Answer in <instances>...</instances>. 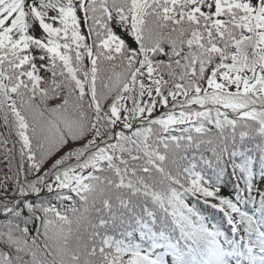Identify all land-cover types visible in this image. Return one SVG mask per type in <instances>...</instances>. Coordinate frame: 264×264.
I'll list each match as a JSON object with an SVG mask.
<instances>
[{"label":"snow or ice","instance_id":"obj_1","mask_svg":"<svg viewBox=\"0 0 264 264\" xmlns=\"http://www.w3.org/2000/svg\"><path fill=\"white\" fill-rule=\"evenodd\" d=\"M0 164V264H264V0H0Z\"/></svg>","mask_w":264,"mask_h":264},{"label":"trees","instance_id":"obj_2","mask_svg":"<svg viewBox=\"0 0 264 264\" xmlns=\"http://www.w3.org/2000/svg\"><path fill=\"white\" fill-rule=\"evenodd\" d=\"M249 146L253 147V145H249ZM3 167H4V165L0 164V168H3ZM231 190H232L231 188L225 189L224 190L225 194H227L228 192L230 193ZM249 207H251V206L249 205ZM203 211H204V214L207 215L210 220H213L217 223L220 222V214L219 213H216L214 210L207 209V208L203 209Z\"/></svg>","mask_w":264,"mask_h":264}]
</instances>
